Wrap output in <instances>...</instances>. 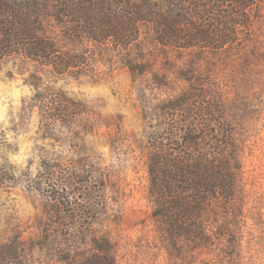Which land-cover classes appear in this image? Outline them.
Masks as SVG:
<instances>
[{"label": "rangeland", "instance_id": "1", "mask_svg": "<svg viewBox=\"0 0 264 264\" xmlns=\"http://www.w3.org/2000/svg\"><path fill=\"white\" fill-rule=\"evenodd\" d=\"M253 15L252 41L233 53L162 47L144 27L131 53L135 73L111 52H93L85 74L1 63L0 264H83L96 253L94 239L109 246L115 264H264V0ZM193 81L219 100L240 172L232 204L207 228L208 243L191 249L181 242L174 252L153 215L148 160L155 145L168 144L170 106ZM58 106L66 117L49 120ZM67 183L77 184L63 189L69 202L79 191L78 206L87 207L90 194L94 210L73 218L72 205L52 219L51 206L64 212L67 199L55 188ZM57 192L65 205L55 203ZM54 221L73 227L72 242L42 231Z\"/></svg>", "mask_w": 264, "mask_h": 264}, {"label": "trees", "instance_id": "2", "mask_svg": "<svg viewBox=\"0 0 264 264\" xmlns=\"http://www.w3.org/2000/svg\"><path fill=\"white\" fill-rule=\"evenodd\" d=\"M257 4L258 0H0V64L19 61L55 75L85 74L93 68V52H111L124 55L125 66L135 73L131 53L139 50L144 27L162 47L233 53L252 41ZM75 45L85 48L77 51ZM191 84L193 88L170 106L173 124L165 134L171 135L165 139L168 144L155 145L148 160L153 215L174 252L181 242L191 249L208 243L207 228L232 204L240 172L238 148L219 100L196 89L199 82ZM56 110L57 118L49 114V120L62 121L67 110L59 106ZM62 185L55 189L67 196L66 208L63 212L52 205V219L66 216L68 209L80 205L78 197L83 195L71 192L78 197L69 202L70 192L63 189L77 184ZM58 192L52 196L55 203L65 205ZM86 197L88 206H78L73 218L94 210L90 194ZM73 226L77 233L83 228L80 223ZM43 227L45 234L55 230L58 238L71 241L72 226L54 221ZM92 243L96 253L83 264H115L107 244L97 239ZM16 250L2 257H12Z\"/></svg>", "mask_w": 264, "mask_h": 264}]
</instances>
